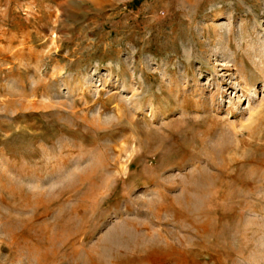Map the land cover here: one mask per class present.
Listing matches in <instances>:
<instances>
[{"label":"rangeland","instance_id":"1","mask_svg":"<svg viewBox=\"0 0 264 264\" xmlns=\"http://www.w3.org/2000/svg\"><path fill=\"white\" fill-rule=\"evenodd\" d=\"M0 264H264V0H0Z\"/></svg>","mask_w":264,"mask_h":264}]
</instances>
